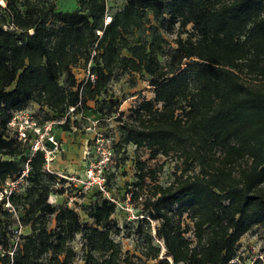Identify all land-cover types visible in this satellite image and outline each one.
Wrapping results in <instances>:
<instances>
[{"label": "trees", "instance_id": "trees-1", "mask_svg": "<svg viewBox=\"0 0 264 264\" xmlns=\"http://www.w3.org/2000/svg\"><path fill=\"white\" fill-rule=\"evenodd\" d=\"M57 1L0 0V190L29 165L12 208L0 203L1 264H74L78 235L83 264H136L112 238L116 204L95 189L89 225L76 209L49 203L68 192L65 181L46 169L44 152L33 153L32 134L22 141L9 126L16 112L36 103L40 124L69 131L81 126L90 102L110 107L106 117L99 109L97 124L120 122L119 149L134 145L152 159L181 162L174 182L154 185L145 201L173 263L242 262V237L264 230V0H128L109 24L107 0H78L71 12L56 10ZM149 13L156 21L151 41L130 42ZM165 34H176L168 53ZM82 62L94 80H78ZM117 70L149 77L154 98L128 114L117 100L100 101ZM140 168L141 183L153 180L145 164ZM130 194L140 198L138 187ZM186 214L195 239L177 220ZM19 222L31 234L12 243ZM160 252L150 244L143 256L158 260ZM256 262L264 264V255Z\"/></svg>", "mask_w": 264, "mask_h": 264}, {"label": "rangeland", "instance_id": "rangeland-1", "mask_svg": "<svg viewBox=\"0 0 264 264\" xmlns=\"http://www.w3.org/2000/svg\"><path fill=\"white\" fill-rule=\"evenodd\" d=\"M23 0H20L22 2ZM42 4L47 0H35ZM128 0H107V11L109 16H114L121 11ZM3 4V3H2ZM56 10L71 12L78 9V0H58ZM156 21L150 13L144 19L142 26L137 27L128 39L132 43H141L152 39L151 27ZM168 39L166 45L167 53L175 47L174 40L176 34H165ZM186 38V35L183 36ZM169 56L161 57V62L166 63ZM86 66L84 62L75 70L79 81L85 77ZM149 77L133 72L122 73L117 70L116 74L107 86L106 92L100 98V101L114 99L121 103L120 111L128 114L129 110L137 106L143 99H153L154 93L149 85ZM64 86V79H62ZM91 110L87 111L81 120V126L65 131L60 125L53 128V135L60 138L62 150L55 154V160L52 163V169L57 173L60 179H63L68 187V192L64 195H51L49 203L56 207H70L76 209L83 223L93 225V221L88 217L87 211L98 198L95 192L96 188L84 190L83 182L87 180V174L91 163L98 164L100 154L95 146L94 138L96 133H102L104 137H110L116 144L113 146V156L109 164L110 180L109 192L111 197L116 201V213L112 216V224L118 232L112 233V238L122 245L124 258L129 257L136 264H158L160 261L168 259L170 264H174L172 258L167 256V250L163 239L157 234L160 222L151 219L145 210V201L152 196L154 185L160 184L164 187L170 186L176 175L181 173V162L175 157L158 156L152 159L147 149H137L134 145L126 146L122 149L117 147L120 137V122L114 117L107 122L96 123L101 115L99 109H103L102 117H106L110 107L107 104L99 105L95 102L89 103ZM103 108H102V107ZM34 116L40 111L36 103L28 106ZM114 109V108H112ZM33 137V136H32ZM46 142V140H45ZM140 163L145 164V171L152 172V179L147 178L145 182H140L141 173ZM77 179L83 182H70L71 187L67 184L71 179ZM70 187V188H69ZM140 193L139 199H130L131 191L136 190ZM264 190V186H263ZM177 220L182 224L183 229L190 227L187 237L195 239L193 235V223L188 215H184ZM55 228L54 220L50 224V229ZM19 233H11L12 243H17L20 236L31 234L30 227H24ZM150 244L153 247H159L161 252L158 260L147 259L143 256L144 252L150 250ZM76 251L74 264H83L84 252L86 250L85 242L78 235L73 242ZM1 249V247H0ZM3 250V249H2ZM264 250V230L260 227L252 228L244 235L239 243V255L242 264H254L257 259L261 258ZM3 252V251H2ZM46 261V259H44ZM1 264V256H0ZM257 264V262L255 263Z\"/></svg>", "mask_w": 264, "mask_h": 264}, {"label": "built area", "instance_id": "built-area-1", "mask_svg": "<svg viewBox=\"0 0 264 264\" xmlns=\"http://www.w3.org/2000/svg\"><path fill=\"white\" fill-rule=\"evenodd\" d=\"M112 18L108 16L106 18V24L111 22ZM87 77H91L94 80V76L90 75V72L87 71ZM74 108H71L73 111ZM56 122H45L44 124H40L36 116H34L28 109L18 111L14 114L13 119L9 123L10 128L13 132L17 133L18 138L22 141H26L28 139L29 134H32V150L33 153L41 150L44 152L46 157V169L49 172L55 171L52 169V163L55 160V154L62 150V143L53 135V128ZM46 140V142H45ZM94 142L97 146L96 149L100 154V158L98 160V164L94 165L91 163V167L87 174L86 181H80L75 178L68 181V185L71 186L70 182H83L84 190H90L92 188L98 189L99 192L103 194V196L109 198L111 201L116 203L115 199L111 197L109 192V185L107 184V178L105 175V171L109 170V164L112 160L113 156V141L110 137H104L102 133H96L94 138ZM29 173V165H26L25 170L23 171L20 178L14 181H8L6 185L0 190V203L6 200L5 206L7 208H12L10 203V197L12 194L20 192L22 186L26 183V178ZM77 186V185H76ZM23 230V226L18 223V230L16 233L21 234L20 232ZM232 263L242 264L239 258H236L232 261Z\"/></svg>", "mask_w": 264, "mask_h": 264}]
</instances>
